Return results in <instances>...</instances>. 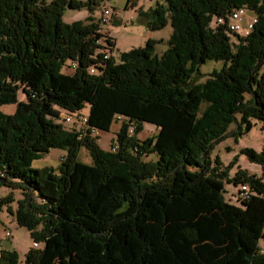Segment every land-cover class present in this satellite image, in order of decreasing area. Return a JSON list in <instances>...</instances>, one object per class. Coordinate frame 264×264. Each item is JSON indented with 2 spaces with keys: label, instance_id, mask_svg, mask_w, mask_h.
I'll return each instance as SVG.
<instances>
[{
  "label": "trees",
  "instance_id": "trees-1",
  "mask_svg": "<svg viewBox=\"0 0 264 264\" xmlns=\"http://www.w3.org/2000/svg\"><path fill=\"white\" fill-rule=\"evenodd\" d=\"M95 3L0 0V106L16 104L0 110V186L22 190L8 209L43 242L25 264H264L263 176L239 166L228 176L238 155L227 165L210 160L225 136L253 120L264 126V0H156L138 12L150 29L169 21L167 48L155 54L148 37L118 58L114 39L96 32ZM66 7L90 12L66 22ZM240 7L257 16L247 35L215 25ZM207 59L224 65L198 82ZM86 104L81 128L59 122L61 110ZM114 119L117 147L104 150L90 131H107ZM144 122L158 130L139 139ZM82 146L91 164L77 160ZM51 148L66 150L60 162L33 167ZM239 152L264 174V145ZM225 182L253 192L241 205L228 202ZM12 200L0 196V210ZM18 259L0 247V264Z\"/></svg>",
  "mask_w": 264,
  "mask_h": 264
},
{
  "label": "rangeland",
  "instance_id": "rangeland-1",
  "mask_svg": "<svg viewBox=\"0 0 264 264\" xmlns=\"http://www.w3.org/2000/svg\"><path fill=\"white\" fill-rule=\"evenodd\" d=\"M93 4V11H91L94 22H98L100 27L103 29V33L111 36L115 41V47L112 50V55L118 58V54L121 50L130 49L133 46H143L148 37L156 40L154 53L159 55L164 51L167 46V38L171 36L172 27L167 21V23L160 29L154 30L150 29L147 25V18L139 15V10L149 11L153 5H155L156 0H131L127 3V0H95ZM108 8L110 14H108L106 21L101 22L103 8ZM90 10L87 7L82 8H70L66 7L64 10L63 20L70 22L74 19L83 20ZM253 12L250 10H245V12L240 16L239 21L243 27L249 21ZM243 32V29L239 31ZM235 35L232 36L234 40ZM235 41V40H234ZM224 65L223 60L207 59L198 67L199 73L194 75V80L198 82H203L208 76V73L212 69H220ZM65 71H70V69H64ZM18 99L24 100L26 96L22 90L18 91ZM205 103L201 104V109L204 107ZM16 104L8 103L0 106V110L5 113L13 112ZM89 105L86 104L78 112H67L65 110L60 111L61 118L65 119V116H70V120L58 119L61 124L69 128L73 126L75 129L81 128L82 118L87 115ZM121 125V121L114 119L109 127V130H98L90 131L91 135L97 136L95 141L104 150L113 149L114 140H116V131ZM230 133L236 128L235 124L230 127ZM245 129V128H244ZM243 133L239 134L237 137L229 134L225 136L218 143L214 144L212 150L210 151V160L214 163L216 156H219V160L222 165H227L231 160L234 159L236 155L238 158L236 163L229 170V175L232 176L239 166L242 169H246L250 173H255L257 176H264L261 165L256 162L249 161V159L239 152L240 147H253L256 151H260L264 145V126L263 122L253 120V125L249 130H244ZM157 128L154 124L150 122H144L141 130L137 133L139 139H144L147 136H152L157 133ZM83 131V130H81ZM129 133L131 129L129 128ZM84 132V131H83ZM66 154L65 149L51 148L47 153H42L39 158L32 161V166L35 168H43L45 166H56L61 159V155ZM156 155H152L151 158H155ZM77 160L85 162L88 164L92 163V159L89 155V150L82 146L77 154ZM239 184H234L232 182L224 183V198L228 202L241 205L239 200V194L237 192ZM8 193L13 195V200L9 202V205H4L0 210V247L14 249L19 254L18 264H25V254L31 247H42L43 242H38L37 245L34 244V240L31 237L29 231L25 226L20 225L15 220L12 212L17 207V201L19 198L23 197L22 190L18 187H11L7 185L0 186V196H5ZM11 207L12 212L8 209ZM259 245L264 246V239L260 238Z\"/></svg>",
  "mask_w": 264,
  "mask_h": 264
},
{
  "label": "built area",
  "instance_id": "built-area-1",
  "mask_svg": "<svg viewBox=\"0 0 264 264\" xmlns=\"http://www.w3.org/2000/svg\"><path fill=\"white\" fill-rule=\"evenodd\" d=\"M245 10H246V7L236 8L231 13H229L228 18L225 19L224 17H217L215 18L214 23L215 25L225 24L228 27V30L230 31V33L239 32L242 28L243 29L242 33L247 35L249 31L251 30L252 25L257 21V16L253 13L249 21L246 23V25L242 27L240 24L239 18L245 12ZM108 14H110L109 9L106 7L103 8L102 18H100L101 20L100 23L106 21ZM96 32H101V27H98L96 29ZM64 120H70V116H66ZM112 147L113 149H115L117 145L113 144ZM262 180L264 182V176L262 177ZM237 192L240 198H247L253 192V190L250 188L248 184H239V188ZM37 244L38 242L34 241L33 245H37ZM262 251H264V248H262Z\"/></svg>",
  "mask_w": 264,
  "mask_h": 264
},
{
  "label": "crops",
  "instance_id": "crops-1",
  "mask_svg": "<svg viewBox=\"0 0 264 264\" xmlns=\"http://www.w3.org/2000/svg\"><path fill=\"white\" fill-rule=\"evenodd\" d=\"M101 32H102V33L104 32L102 28H101ZM62 155H63V154H62ZM62 155H61V156H62Z\"/></svg>",
  "mask_w": 264,
  "mask_h": 264
},
{
  "label": "bare ground",
  "instance_id": "bare-ground-1",
  "mask_svg": "<svg viewBox=\"0 0 264 264\" xmlns=\"http://www.w3.org/2000/svg\"><path fill=\"white\" fill-rule=\"evenodd\" d=\"M252 27H253V25H252Z\"/></svg>",
  "mask_w": 264,
  "mask_h": 264
}]
</instances>
